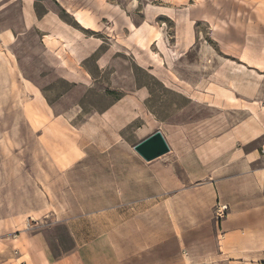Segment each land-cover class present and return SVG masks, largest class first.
Returning a JSON list of instances; mask_svg holds the SVG:
<instances>
[{
  "label": "rangeland",
  "instance_id": "374dc122",
  "mask_svg": "<svg viewBox=\"0 0 264 264\" xmlns=\"http://www.w3.org/2000/svg\"><path fill=\"white\" fill-rule=\"evenodd\" d=\"M246 124L264 128V0H0V264L27 256L25 230L73 217L81 170L159 130L164 188L197 185ZM179 202L183 230L213 200Z\"/></svg>",
  "mask_w": 264,
  "mask_h": 264
},
{
  "label": "crops",
  "instance_id": "0c3cea01",
  "mask_svg": "<svg viewBox=\"0 0 264 264\" xmlns=\"http://www.w3.org/2000/svg\"><path fill=\"white\" fill-rule=\"evenodd\" d=\"M230 136L234 146L224 162L197 185L187 173L185 179L171 177L170 190L164 188L162 166L148 164L136 151L135 159H104L81 170L73 217L25 230L27 256L18 250L14 263L264 264V128L241 125ZM121 167L128 168L129 179ZM198 188L213 200L211 212L202 225L180 230V197L193 200ZM164 198L171 215L165 237ZM218 203L227 206L221 219L213 208ZM64 231L73 244L69 251Z\"/></svg>",
  "mask_w": 264,
  "mask_h": 264
},
{
  "label": "water",
  "instance_id": "95a60500",
  "mask_svg": "<svg viewBox=\"0 0 264 264\" xmlns=\"http://www.w3.org/2000/svg\"><path fill=\"white\" fill-rule=\"evenodd\" d=\"M134 150L146 161L157 159L170 151L161 131H156L134 146Z\"/></svg>",
  "mask_w": 264,
  "mask_h": 264
},
{
  "label": "built area",
  "instance_id": "2783aa9c",
  "mask_svg": "<svg viewBox=\"0 0 264 264\" xmlns=\"http://www.w3.org/2000/svg\"><path fill=\"white\" fill-rule=\"evenodd\" d=\"M226 209H227L226 205L219 204V207L216 210V217L223 218L226 215Z\"/></svg>",
  "mask_w": 264,
  "mask_h": 264
}]
</instances>
